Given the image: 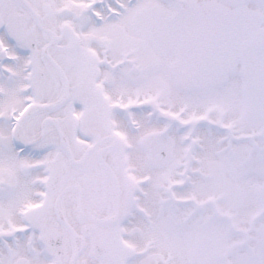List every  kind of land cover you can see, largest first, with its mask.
Segmentation results:
<instances>
[{
    "label": "snow or ice",
    "instance_id": "6c2138e0",
    "mask_svg": "<svg viewBox=\"0 0 264 264\" xmlns=\"http://www.w3.org/2000/svg\"><path fill=\"white\" fill-rule=\"evenodd\" d=\"M0 264H264V0H0Z\"/></svg>",
    "mask_w": 264,
    "mask_h": 264
}]
</instances>
